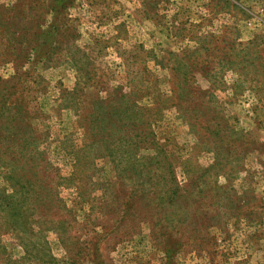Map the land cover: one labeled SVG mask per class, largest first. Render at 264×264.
Instances as JSON below:
<instances>
[{
    "label": "rangeland",
    "instance_id": "obj_1",
    "mask_svg": "<svg viewBox=\"0 0 264 264\" xmlns=\"http://www.w3.org/2000/svg\"><path fill=\"white\" fill-rule=\"evenodd\" d=\"M53 1L0 0V264H264V0Z\"/></svg>",
    "mask_w": 264,
    "mask_h": 264
},
{
    "label": "trees",
    "instance_id": "obj_2",
    "mask_svg": "<svg viewBox=\"0 0 264 264\" xmlns=\"http://www.w3.org/2000/svg\"><path fill=\"white\" fill-rule=\"evenodd\" d=\"M37 1V0H36ZM62 2V0H54L53 1V3H51V5L53 6L52 8L53 9H55V7H57V5L59 6V3H61ZM35 36L37 37V35L35 34ZM8 45V44H7ZM10 46H12V45H10ZM16 47V46H15ZM115 90V92L112 94V96L117 92V91H119V89L118 88H116V89H114ZM111 96V97H112ZM123 97H125L127 100H129V102H128V104H127V110H130V111H133V107H135L136 108V105L132 102V101H130V97H131V94L130 93H128V94H126V95H124L123 94ZM128 97H129V99H128ZM121 98H122V96H121ZM101 101H102V99H101ZM107 102H111V98H109L108 100H107ZM98 104L97 105H100V106H102L103 104L101 103V102H97ZM0 109H1V105H0ZM104 109V111H106L105 112V114H111V112L113 111V112H116V111H114V109H115V107H113V106H110L109 108H106L105 107V104L103 105V108H102V110ZM136 110L137 111H139V114L140 115H142V110L140 109V108H136ZM8 119H9V122H8V125L5 127V129L7 128V127H10L11 129L10 130H8V131H10L9 132V138L10 139H12L13 137H15V135L11 132V130L13 131V129L16 131V129H19V128H24V131L22 132L23 134H25V135H28V133H30V129H31V127L30 126H28L29 124L27 123V122H23V119H22V117H17V118H21V120H19V122L18 123H14V120H15V118L14 117H10V116H8L7 117ZM141 119V118H140ZM7 123V122H6ZM7 131V130H6ZM94 131H95V128H94V126L92 125V126H90L89 127V136L92 138V136L94 137V140H97V135L95 136V134H94ZM98 131V133H99V130H97ZM1 132H3V131H0V133ZM0 137H1V134H0ZM30 137H32V136H30ZM133 146L134 147H136V144H133ZM106 149H109L108 147H106ZM7 151H8V153H7V156H8V159H5V163H4V165H3V167L6 169V173H5V177L8 179V180H10V183H11V185L13 184V182L14 181H16V180H18L17 178H19V177H21V174L18 172V170L17 169H15V161H17L18 160V158L17 157H21V155L22 154H18V153H16V152H14L13 150H11L9 147H7ZM110 153L112 152V151H109ZM20 169H23V170H25L26 172H27V169L28 168H26L23 164L19 167ZM29 169H31V168H29ZM13 197V195H2V196H0V199L1 200H5V201H9L11 198Z\"/></svg>",
    "mask_w": 264,
    "mask_h": 264
}]
</instances>
